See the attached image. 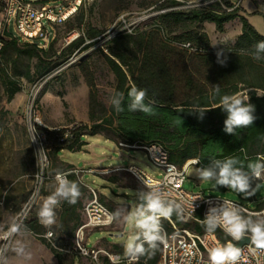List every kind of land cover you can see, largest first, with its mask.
<instances>
[{"label": "rangeland", "instance_id": "obj_1", "mask_svg": "<svg viewBox=\"0 0 264 264\" xmlns=\"http://www.w3.org/2000/svg\"><path fill=\"white\" fill-rule=\"evenodd\" d=\"M162 1L93 0L79 8L68 19L52 23L50 42L46 48L51 57L48 58L51 59L48 65H51L52 69L44 75H37L34 72L37 58L17 57L12 48L0 53V239L11 224L17 222L16 219L30 196L37 193L36 189L40 181L37 180L36 175L37 163L40 164L41 157L37 149V133L32 125L67 131L81 124L92 123L89 110L90 86L85 76L87 69L93 76L94 92L99 103L96 105L94 116L102 114V107L108 113L116 78L105 59L104 53H107V49L103 42L126 27L134 29L152 21V17L158 13L156 6ZM178 1L181 4L174 5L173 8L205 5L212 0ZM230 1L238 6L245 2V0ZM263 1L250 0L255 4ZM243 13L251 18L253 24L261 28L259 24L262 22L259 19H262V16H259V12L253 10L248 13L244 10ZM90 27L97 28L101 33L92 39L84 34L74 42L66 43L64 36L69 31L82 29L86 32ZM238 27L241 28L239 19L225 23L223 31H217L213 23L205 22L204 30L210 39L209 49L220 50L232 47L239 34ZM8 29L13 30V25L10 24ZM89 41L93 42L85 47L84 45ZM28 64L32 73L30 79L19 74ZM7 77L18 82L20 87L10 99L5 88V81H9ZM238 95L245 97L242 92ZM83 140L85 142L79 146L81 150L63 148L58 154L50 150L49 166L45 171L48 178L43 180L42 188L38 195L36 194L26 219L38 218L37 213L43 200L55 190L54 174L64 171L66 162L78 168L134 164L150 174L159 176V170L145 155L143 149L130 148L137 146L114 142L101 134L86 135ZM197 168L201 167L194 164L188 167L184 181L185 189L202 190L210 195L240 199L241 194L227 187L216 186L214 181H201L195 175ZM78 176H81V173H74L72 180L78 181ZM83 182L101 193V200L114 215L110 226L86 229L84 242L90 247L114 253H119L118 250H121L120 254L127 258L122 264H134L135 261H128L125 255V244L140 231L134 226L135 218L129 217L140 206L138 197L139 193L144 192V188L127 170L103 174L86 172L83 175ZM252 183H255L253 187L260 184L261 188L255 195L245 198V201L251 208L260 211L264 207V179L253 180ZM85 189L75 204L79 223L85 220L82 209L89 197V189L86 186ZM67 205L69 204L66 201H62L55 209L56 224L50 229L43 226L44 231L52 230L55 243L62 248L58 249L62 260H58L55 256L47 239L43 240L40 236L25 230V227H21L20 232L10 240L0 264H107V258L103 254L100 255L99 261L95 262L74 251L73 237L77 226L76 220L67 217L64 213ZM160 221L165 226L168 222L167 218H161ZM17 247H23L24 253L18 254L15 251Z\"/></svg>", "mask_w": 264, "mask_h": 264}, {"label": "trees", "instance_id": "obj_2", "mask_svg": "<svg viewBox=\"0 0 264 264\" xmlns=\"http://www.w3.org/2000/svg\"><path fill=\"white\" fill-rule=\"evenodd\" d=\"M262 3L264 5V1ZM179 4L181 3L178 0H163L156 6L158 13L152 17V21L135 27L131 32L121 30L103 42L107 49V53H104L105 59L116 78L113 94L124 93L125 111L117 113L110 104L108 113L102 107V114L94 116L99 103L94 92L93 76L87 69L85 76L90 86L89 110L92 123L81 124L67 131L36 125L38 134L45 132L42 147L48 158L50 150L56 154L63 148L79 150V146L85 142L84 136L96 134L127 145L158 143L168 151L170 161L178 165L189 158H198L197 165L207 167L212 160L232 157L241 161L246 169L248 162L255 161L258 155H264V60H255L251 55L255 52V44L264 40V34L250 22L243 13V7L230 0H212L205 5L173 8ZM234 19H239L241 31L232 47L209 49L210 39L204 30V23H213L217 31H223L225 23ZM100 33L95 27L84 32L89 39ZM0 41V53L12 48L17 57L37 58L34 70L37 75H44L52 69L48 65L51 60L48 58L51 57L47 49L36 43L19 42L7 30L0 34ZM92 42L89 41L84 46ZM183 43H190V47ZM218 52L222 53L219 57ZM261 55L264 56V53ZM19 74L30 79V65ZM7 78L9 81H5V88L10 99L20 87L18 82ZM216 85H219L220 96L238 95L242 92L245 97L241 98L255 106L256 119L250 127L237 129L236 135L227 134L223 130L226 114L217 107L219 96L214 94ZM133 86L147 90L145 102L152 103L154 115L127 110V93ZM197 108L210 110L201 120L194 112ZM176 117L182 120V124L175 122ZM70 169L72 164L66 163L64 171ZM73 175L74 173H69L68 179L72 180ZM77 182L81 193L84 192L85 186L79 180ZM64 213L76 220L77 229L81 223L75 213V204L67 205ZM26 218V229L38 234L45 232L37 217ZM170 218L178 225L189 226L197 231L206 229L204 224L190 226L183 223L181 217L175 213ZM160 224L163 223L160 221ZM167 224L168 222L166 226ZM216 231L224 238L218 228ZM40 237L46 240L45 237ZM54 238L52 236V241L58 248L48 243L58 260H62L58 251L62 248L55 243ZM137 242L143 243L148 251L139 256L134 264H158L161 242H156L155 250L149 248L142 236ZM152 251L154 254L149 258ZM118 252L120 254L121 250ZM107 264L113 263L107 259Z\"/></svg>", "mask_w": 264, "mask_h": 264}, {"label": "built area", "instance_id": "obj_3", "mask_svg": "<svg viewBox=\"0 0 264 264\" xmlns=\"http://www.w3.org/2000/svg\"><path fill=\"white\" fill-rule=\"evenodd\" d=\"M92 1L93 0H0V10L3 13L6 26L8 27L10 24L13 25L14 31L11 33L13 37L19 42H33L39 47L46 49L50 42L48 25L66 20L70 15L76 12L78 8ZM132 29L133 28H125L128 32H131ZM80 35H84L82 29H73L64 36V39L66 43L69 44ZM1 45L2 43L0 41V47ZM183 45L190 47V43H183ZM32 127L36 130L35 125H32ZM37 137V149L41 157L40 164L37 163V173H40L41 179L37 185V193H33L30 196L18 215L19 219H16V223H19L22 228L25 227L24 220L35 201L36 194L38 195L39 190L42 188L43 180H45L46 177L48 178L45 171L49 166V158L45 149L42 147V140L45 138V132L42 131L39 134L37 133ZM134 146L137 147L130 148H140L144 150L145 155L159 170L158 177L134 164L113 168H76L65 171V173L74 172L78 174L82 172H91L102 174L118 170H127L144 188V192L149 190L143 182L147 180L151 181L152 186L162 189L164 193L162 198L166 201H176L179 203L183 200L184 213L181 216L183 222L191 220L204 222L209 207L219 206L225 200H230L232 203L241 206L244 210V214L264 213V207L260 211L251 208L242 194L240 195V199L234 200L219 195H210L202 190L190 191L185 189L184 181L186 179L188 167L192 164L197 165V163H193V161H198V158H189L183 164L178 165L170 161L168 151L158 143ZM41 169H43V171H41ZM55 176L56 174L54 178ZM88 189L90 197L83 207L85 221L76 229L73 249L79 255L89 257L95 262L99 261L101 254L113 264L124 262L127 258H124L121 254L93 248L84 242V233L86 229L108 227L114 220L113 212L100 199V192L91 185H88ZM110 216L113 217L111 221L109 220ZM167 220V226L161 224V234L165 235V241L161 243V254L158 264H207L209 249L215 247L217 244L223 245L229 241L234 244L238 243L232 241L231 237L226 236L220 228L218 229L222 232L224 238H222L216 230L212 233L206 230L200 232L194 231L186 226L176 224L171 218H167ZM29 231L37 236L45 237L54 247L58 248L52 241L53 235L51 237H47L46 235L47 232H52V230H46L43 234L34 233L32 230ZM7 234L8 230L1 235L0 239V249H3V253L0 254V263L7 252L10 240L15 235L13 234L7 240L3 239L2 237L7 236ZM249 243L250 239L248 242L238 247L244 248L246 252ZM5 245L7 247H5ZM249 259H251L252 264H257V259L260 261V264H264V255L249 257ZM128 261L133 260L128 258Z\"/></svg>", "mask_w": 264, "mask_h": 264}, {"label": "clouds", "instance_id": "obj_4", "mask_svg": "<svg viewBox=\"0 0 264 264\" xmlns=\"http://www.w3.org/2000/svg\"><path fill=\"white\" fill-rule=\"evenodd\" d=\"M255 52L252 57L255 60H264V40L258 41L255 44ZM218 52V57L221 55ZM223 63V61H220ZM214 94L219 96L218 108L222 109L226 114L224 120V131L227 134L236 135L237 129L250 127L256 116L254 115L255 106L249 102H245L237 94H224L220 96L219 85L214 88ZM147 90L139 89L135 86L131 87L127 93L129 112H142L146 115H154L155 110L152 103H146ZM124 93L115 92L110 103L115 108L117 113L125 111L123 107ZM210 109L197 108L194 110L198 114L199 119H203L205 113ZM177 124H182L179 117L175 118ZM42 150V149H41ZM198 163V161H193ZM239 165V166H238ZM43 171V169H41ZM69 173L57 172L55 176V190L48 195L42 202L38 210L39 222L45 228H51L56 224L55 209L62 201H67L68 204L74 205L81 196L79 184L75 180L68 179ZM195 175L201 181H214L216 186H224L232 191L242 194L245 198L251 197L261 188L260 184L252 186L253 180L264 179V155H258L255 161H250L245 169L241 161L236 158H226L224 160H212L210 166L197 168ZM41 179L40 173H37V180ZM148 187V191L139 193V198L143 202L134 213L130 214L129 218H135V228L140 232L132 236L125 244V255L131 260H137L139 256L145 255L146 250L143 243H137L141 236L143 241L147 242L150 249L157 248V241L163 243L165 235L161 234V218H170L173 213L181 217L184 213L183 200L177 203L176 201H166L163 199V191L160 187L152 186L151 181H143ZM113 217H109L111 221ZM206 231L209 233L215 232L217 228L222 229L226 236H230L232 241L240 242L243 238L248 237L250 243L247 245V251L231 241L226 244H217L215 247L208 250L207 264H252L249 257H259L264 255V213L244 214V210L238 204L232 203L230 200H225L219 206L209 207L204 218ZM21 225L12 223L8 229L7 236L2 238L7 240L13 234L19 233ZM26 230V229H25ZM47 237H51V231L46 233ZM5 247H7L5 245ZM18 254L24 253L23 247L15 249ZM3 249H0V254ZM154 254L152 251L149 258ZM257 264L260 261L257 259Z\"/></svg>", "mask_w": 264, "mask_h": 264}, {"label": "crops", "instance_id": "obj_5", "mask_svg": "<svg viewBox=\"0 0 264 264\" xmlns=\"http://www.w3.org/2000/svg\"><path fill=\"white\" fill-rule=\"evenodd\" d=\"M242 2H243V0H242ZM245 4V5H244ZM241 7H243L244 8V10L245 11H247L248 13H251L253 10L254 11H257V12H259V16L261 15L262 16V19H259V20H261V24H259V25H261L260 27L261 28H258L257 26H256V24L254 23L253 24V22L249 19V17H248V19L250 20V22L257 28V30L259 31V32H261L262 34H264V5L262 4V3H254V2H250V0H245V2H243L242 3V5H240ZM250 8H249V7ZM248 7V8H247ZM258 20V21H259ZM211 24V23H210ZM53 27V25L52 24H49L48 25V29H49V31H50V29ZM259 29H262V30H259ZM3 30H7L10 34L14 31V30H10V29H8V27L6 26V23H5V21H4V18H3V13H2V11L0 10V34H2V32H3ZM240 30H241V28L240 27H238V29H237V31H238V33H240ZM79 150H81V149H79ZM66 163H70V162H66ZM70 164H72V163H70ZM130 165V164H129ZM103 167H109V168H113V166H102V167H100V166H97V165H93V166H89V168H103ZM116 167H125V166H116ZM76 168H78V167H75L73 164H72V169H76ZM72 169H70V170H72ZM70 170H66V171H70ZM65 172V171H64ZM70 173V172H69ZM84 173H86V172H82L81 173V176H78L79 177V182H81L84 186H86L87 188H88V185L86 184V183H84L83 182V175H84ZM95 174H100V173H95ZM103 174V173H102ZM101 194V193H100ZM89 197H90V195H89ZM89 197H88V199H89ZM87 199V200H88ZM86 200V201H87ZM86 203V202H85ZM84 203V204H85ZM84 207V206H83ZM83 210V209H82ZM83 214H84V211H83ZM198 215H199V213H198ZM84 216H85V214H84ZM85 221V220H84ZM83 221V222H84ZM83 222H81V224L83 223ZM183 222V221H182ZM183 223H188L190 226H193V225H203L204 224V222H197V221H193V220H191V221H188V222H183ZM80 224V225H81ZM180 226H185V225H180ZM186 227H188V228H190V229H192V230H194V231H197V230H195V229H193V228H191V227H189V226H186ZM47 230V229H46ZM45 230V231H46ZM206 230V229H205ZM204 231V230H203ZM200 232V231H199Z\"/></svg>", "mask_w": 264, "mask_h": 264}, {"label": "water", "instance_id": "obj_6", "mask_svg": "<svg viewBox=\"0 0 264 264\" xmlns=\"http://www.w3.org/2000/svg\"><path fill=\"white\" fill-rule=\"evenodd\" d=\"M138 200L140 202V204H142L143 202L140 200V198L138 197ZM249 241L248 237L243 238L240 242L237 243V246H241L243 243H246Z\"/></svg>", "mask_w": 264, "mask_h": 264}]
</instances>
